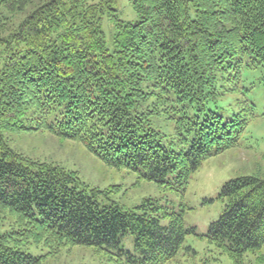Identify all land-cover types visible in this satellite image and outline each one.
<instances>
[{"label":"trees","instance_id":"obj_1","mask_svg":"<svg viewBox=\"0 0 264 264\" xmlns=\"http://www.w3.org/2000/svg\"><path fill=\"white\" fill-rule=\"evenodd\" d=\"M117 2L0 0V264H43L78 246L120 264H168L196 234L184 212H160L153 200L141 211L102 204L78 172L25 157L8 134L48 131L110 167L185 191L251 122L254 105L228 121L205 105L221 89L236 91L223 85L246 68H262L264 81V0H132L136 23L119 18ZM105 16L116 28L113 51ZM158 119L173 128L167 144ZM220 197L225 209L208 238L244 264L264 246L263 173L228 180ZM126 234L138 255L123 249ZM31 243L47 253L25 252Z\"/></svg>","mask_w":264,"mask_h":264},{"label":"rangeland","instance_id":"obj_2","mask_svg":"<svg viewBox=\"0 0 264 264\" xmlns=\"http://www.w3.org/2000/svg\"><path fill=\"white\" fill-rule=\"evenodd\" d=\"M117 14L124 22L136 23L140 20L132 7V0H118ZM106 45L114 49L116 28L111 19L104 17L102 22ZM224 88L238 87L236 91L224 92L217 101L211 100L205 105L206 112H215L225 121L246 108L254 105L253 117L244 131L240 144L205 160L194 173L185 191L160 185L143 177L138 170L114 168L91 152L84 144L60 136L43 132L10 133L11 146L25 157L37 162L58 164L68 170L78 172L82 183L90 189H97L102 204L116 203L122 210L141 207L147 200H153L167 212H184V222L188 229L196 234H187L178 255L168 264H234L230 256L217 248L208 238L212 222L219 220L225 204L220 197L223 185L230 179L251 174L263 173L264 176V81L262 68H246L239 82L233 80L224 83ZM192 112L198 111L190 106ZM200 115L204 114L203 112ZM155 127L167 137L164 143L171 141L173 128L169 121L158 119ZM171 178V177H170ZM147 204V203H146ZM151 208V206H149ZM169 217L163 220L167 224ZM5 231V228L2 229ZM124 250L138 255L135 250L134 235L126 234L121 238ZM23 250L34 256L47 253L48 249L31 243ZM124 259V258H123ZM120 258L96 254L91 247H75L59 256L46 257L43 264H120ZM244 264H264V246L261 250L248 252Z\"/></svg>","mask_w":264,"mask_h":264}]
</instances>
